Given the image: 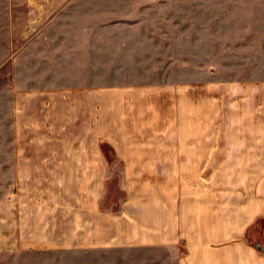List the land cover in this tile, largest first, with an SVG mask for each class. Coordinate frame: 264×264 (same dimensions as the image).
I'll return each instance as SVG.
<instances>
[{"label": "rangeland", "instance_id": "rangeland-1", "mask_svg": "<svg viewBox=\"0 0 264 264\" xmlns=\"http://www.w3.org/2000/svg\"><path fill=\"white\" fill-rule=\"evenodd\" d=\"M97 6L62 15L92 21L84 41L59 27V37L20 42L0 12V264L83 258L22 249L15 201L29 182L18 179L20 166H75L76 175L79 166L114 175L117 166H187L190 178L201 170L204 181L240 189L245 89L264 85V0ZM63 113L68 121L56 122ZM82 182L76 176V195Z\"/></svg>", "mask_w": 264, "mask_h": 264}, {"label": "crops", "instance_id": "crops-1", "mask_svg": "<svg viewBox=\"0 0 264 264\" xmlns=\"http://www.w3.org/2000/svg\"><path fill=\"white\" fill-rule=\"evenodd\" d=\"M100 2L0 0V12L20 42L50 32L59 37V27L84 41L92 21L62 15L89 13ZM245 98L240 189H230L227 179L204 181L201 170L190 178L187 166H117V175L107 166H79V175L75 166H20L18 179L31 184L14 200L22 249L81 253L79 264H264V85H250ZM65 116L56 122H67ZM76 176L83 181L77 195Z\"/></svg>", "mask_w": 264, "mask_h": 264}]
</instances>
